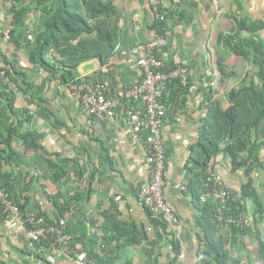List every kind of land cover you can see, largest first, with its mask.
I'll list each match as a JSON object with an SVG mask.
<instances>
[{
    "label": "crops",
    "instance_id": "1",
    "mask_svg": "<svg viewBox=\"0 0 264 264\" xmlns=\"http://www.w3.org/2000/svg\"><path fill=\"white\" fill-rule=\"evenodd\" d=\"M104 1L112 2L121 15L115 55L105 65L109 68L111 95L124 102L127 91L141 82L143 73L133 50L161 36L156 26L165 27L161 37L168 45L162 53L163 59L168 65H184L189 69V84L180 98L171 96L170 87L164 92L167 103L163 129L167 163L165 192L179 222L176 225L166 222L164 227L141 207L139 195L149 181L147 149L144 138L141 141L132 138L122 108L115 119L96 121L83 111L81 101L70 87L31 65L25 43L17 48L0 35V52L28 75V81H32L40 93L41 100L34 97L33 91L18 90L12 83L16 86L17 109L27 111L31 118L24 129L43 135L42 153L27 149L20 139L16 141L13 147L23 158L16 157V161L0 165L2 175L7 176L5 180L9 182L13 199L25 207L24 213L41 215L49 223L63 217V206L73 213L67 228L72 248L56 243L50 249L43 246L40 253L45 254L51 264H90L87 258L81 259L86 254L80 251L85 249L103 256H119L123 259L121 264H151L154 260L155 264H199L206 234H210L206 227L216 222L215 213L213 218L212 213L203 216V210L214 204L201 202V197L209 191L206 183L213 172L235 199L244 201L246 217L254 222L246 234L237 239L242 248L230 246L233 264H248L243 256L258 257L260 243H264V220H255L254 203L242 198L248 182L245 170L233 168L231 160L220 155L214 159V170L210 167L204 181L205 173L195 158L200 155V142L204 138L208 96L212 92L227 108L232 105L231 91L254 77V66L232 53L225 37L236 33L237 20L261 24L258 39L264 47V0ZM35 3L36 0H19L15 6L10 0H0L1 30L11 31L17 9L28 7L31 12L26 25L29 36L33 37L29 41H34L40 19ZM220 59H225L237 74L223 84L219 82L217 70ZM102 67L98 59L87 61L77 68L76 80L90 79L88 84L94 85ZM134 107L145 115L144 105L136 103ZM254 135L253 140L257 141V133ZM45 159L56 163L72 160L69 176L57 180ZM258 159L259 162L253 163L252 177L256 191L264 199V146ZM111 210L116 218L106 233L105 213ZM118 225L120 233L108 243ZM231 228L221 229L226 243L233 238ZM140 238V245L124 246L129 239ZM173 240L178 241L180 247L179 263L174 262ZM37 254L25 240V230L1 226L0 264H41Z\"/></svg>",
    "mask_w": 264,
    "mask_h": 264
},
{
    "label": "trees",
    "instance_id": "2",
    "mask_svg": "<svg viewBox=\"0 0 264 264\" xmlns=\"http://www.w3.org/2000/svg\"><path fill=\"white\" fill-rule=\"evenodd\" d=\"M35 6L40 12V19L37 31L34 33V41H29L28 38L26 22L27 16L31 12L28 7L17 9L11 30V43L15 44L17 48H21L23 43L27 45L31 65L43 69L49 75L59 79L61 84L70 87L74 82L82 84L90 81V79L76 80V71L81 64L93 59H98L102 66L110 63L115 55L121 31V15L112 2L104 0H36ZM236 25V33L226 35L225 41L232 53L254 66V77L244 80L240 87L231 91L229 100L232 105L227 108L218 98H215L212 92L208 96V113L203 121L204 138L200 142V155L195 158V161L205 173L202 176L204 181L207 180L206 173L212 167L214 159L220 155L231 160L233 168L244 169L248 182L244 186L242 198L254 203L253 217L255 220L259 218L262 221L264 220V199L256 191L252 177L253 163L259 162V153L261 147L264 146V47L258 39V31L262 29V26L245 20H237ZM156 27H159L157 29L159 34L164 35L165 27L163 25ZM217 70L220 75L219 82L222 84L229 82L237 75L226 64L225 59H220ZM7 79L14 83L18 90L26 91L27 88L33 91L34 97L40 99L38 87L32 81H28V75L0 52V165L4 162L12 163L16 161V157L23 158L13 147L19 139L27 149L36 154L43 151V135L35 131H25L24 128L31 122V118L27 111L17 109V93L11 89L6 82ZM103 80L101 75L95 79L93 84H99ZM175 87L177 90L173 91ZM185 90L186 88L180 87L179 83L170 87L171 96L175 98H180ZM253 131L258 135L257 141L253 140L255 137ZM200 148L197 149L200 150ZM71 161L63 159L56 163L49 159L44 160L52 166L57 180L69 176L71 164H73ZM211 169L214 170L213 167ZM79 174L82 175L81 172ZM6 178L7 176L2 175L1 172L0 187H5L10 192L9 182L5 180ZM19 205L24 211L25 207L20 203ZM63 207L64 216L69 208ZM112 211L105 213L106 233L109 232V225L116 218L115 212ZM203 211L204 217L212 213V218L217 212L216 206L212 204ZM239 214L247 216L248 211L244 201L235 199L233 196L226 217L230 219V217ZM150 216L152 217L151 214ZM208 221L209 218L206 223ZM157 222L166 227V221L157 220ZM167 224L170 223L167 222ZM207 226L206 230H209L210 234H206L205 250L200 255L198 263L233 264L230 246L232 244L233 248L241 249L237 239L242 238L247 229L230 227L233 238L232 240L227 239L226 243L221 233V229L226 226L219 225L217 222ZM120 230L118 225V229L109 237L108 243L113 241L115 234L118 235ZM56 243L55 236H47L38 244V251L35 252L38 253L37 257L40 258L41 264L51 263L44 256L45 254L40 253V250L43 249V246L50 249ZM140 244L141 238L134 241L129 239L124 246ZM172 244L175 251L174 262L179 263L178 241L173 240ZM69 247L72 248L70 243ZM258 250V257L250 254L247 257L243 256L247 259L248 264H253L252 262L256 264L258 260L264 264L263 242L260 243ZM80 252L86 254V261L91 262L90 264H121L123 262L119 256H103L91 249ZM155 261L151 264H155Z\"/></svg>",
    "mask_w": 264,
    "mask_h": 264
},
{
    "label": "built area",
    "instance_id": "3",
    "mask_svg": "<svg viewBox=\"0 0 264 264\" xmlns=\"http://www.w3.org/2000/svg\"><path fill=\"white\" fill-rule=\"evenodd\" d=\"M10 1L15 6L19 2V0ZM161 19L164 20V17ZM0 35L6 41H11V31H2L0 28ZM32 39L33 37L29 36V40ZM167 45V40L158 36L152 41L141 43L134 48L133 56L143 77L138 85L127 91L124 102L120 97L110 94L111 82L108 78L109 68L107 66H103L100 70L104 77L101 83L91 85L85 82L82 84L74 82L70 88L74 96L81 101L83 111L96 121L115 119L119 109L122 108L132 138L135 141H141L144 138L143 141L147 149L149 181L140 192L139 203L152 215L153 219L175 225L179 221L165 192L167 163L163 144V129L167 103L164 100V92L176 83H179L180 87L186 88L189 84V69L184 65L167 64L162 57ZM6 82L12 90H16V86L9 79ZM136 103L144 105V116L135 110ZM208 178L206 186L209 191L201 197V202L203 204L212 202L216 206V222L226 227L236 226L244 229L243 226H247L251 228L253 220L243 214L230 217V219L226 217L233 193L224 187L218 175L211 172ZM72 216L73 213L66 212L58 222L49 223L41 215L24 213L8 189L0 187V228L3 225H8L11 229L22 228L25 230V240L34 251H38L36 244L47 236H55L57 243L69 246L70 235L67 228ZM84 258L85 255H82L81 259Z\"/></svg>",
    "mask_w": 264,
    "mask_h": 264
},
{
    "label": "rangeland",
    "instance_id": "4",
    "mask_svg": "<svg viewBox=\"0 0 264 264\" xmlns=\"http://www.w3.org/2000/svg\"><path fill=\"white\" fill-rule=\"evenodd\" d=\"M253 223H254V222H252V224H253ZM243 227H244V229H248V228H250V227H247V226H243ZM246 227H247V228H246ZM253 228H254V227H253ZM41 242H42V241H41ZM41 242H39V243H41ZM39 243H37V244H36V247H37V248H38V244H39ZM256 262H259V263H260V261H259V260H258V261H256ZM260 264H261V263H260Z\"/></svg>",
    "mask_w": 264,
    "mask_h": 264
}]
</instances>
